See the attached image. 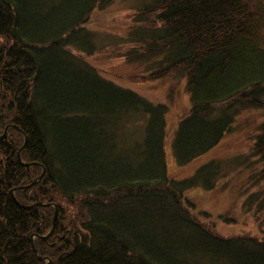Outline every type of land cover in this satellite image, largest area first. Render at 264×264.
I'll return each instance as SVG.
<instances>
[{"label":"trees","instance_id":"trees-1","mask_svg":"<svg viewBox=\"0 0 264 264\" xmlns=\"http://www.w3.org/2000/svg\"><path fill=\"white\" fill-rule=\"evenodd\" d=\"M112 2L0 0V264H264V120L240 159H255L258 190L243 208L260 233L223 235L217 225L234 224L231 215L199 210L187 192L215 189L232 167L211 160L172 177L168 104L85 59L99 51L93 17ZM138 8L124 57L151 69L127 78L186 79L190 107L172 142L186 166L218 147L242 110L264 108V0Z\"/></svg>","mask_w":264,"mask_h":264},{"label":"rangeland","instance_id":"rangeland-1","mask_svg":"<svg viewBox=\"0 0 264 264\" xmlns=\"http://www.w3.org/2000/svg\"><path fill=\"white\" fill-rule=\"evenodd\" d=\"M146 1L114 0L104 10L98 11L93 17L94 22L89 30L91 29L95 34L99 51L85 59L95 66L106 79L121 86L130 87L154 103L165 102L168 104L170 109L167 114L165 155L167 169L172 177L177 179L191 177L201 166L211 160L217 161L221 166L229 164L232 167L227 170L226 177L220 179L215 189L208 191L197 187L188 191L187 196L199 210L211 213L214 217L231 215V218L235 220L234 224L219 222L217 225V231L223 235L251 236L259 234V225L253 216L254 209L249 211L243 208L250 193L258 190L251 185V177L256 172V165L253 162L255 159H251L252 162L243 165H241V161L251 157V146L258 127L264 120V108L242 110L237 115L233 129L218 147L192 163L180 166L173 154L172 142L179 119L188 113L190 107V98L186 92V79L179 78L175 74L168 78L148 81H139L137 77L136 81L138 82L130 81L127 78L128 75H142L147 72V69H151V66H148L151 63L149 60L148 63L128 62L124 57L132 47H135L128 34L133 27L136 10L139 9L138 7H142ZM120 76L124 79H119ZM240 159L242 160L240 161ZM233 162H237V168L232 165ZM66 208L73 217L76 209Z\"/></svg>","mask_w":264,"mask_h":264},{"label":"water","instance_id":"water-1","mask_svg":"<svg viewBox=\"0 0 264 264\" xmlns=\"http://www.w3.org/2000/svg\"><path fill=\"white\" fill-rule=\"evenodd\" d=\"M3 138H6V133L4 134V136L1 137V139H3ZM18 158H19V160H21V157H20L19 155H18ZM29 165H30V164H28V165H26V166H29ZM45 173H46V171H45V169H44L43 172H42V174L40 175V177H39L38 179L34 180L30 186H33V185L37 184L39 181H41V180L43 179ZM30 186H28V187H30ZM28 187H22V188H28ZM14 192H15V189L11 191L12 196H14V195H13ZM13 198H14V200H16L15 197H13ZM35 205L40 206L41 203L34 204V205H31V206H25V207H23V208H25V209H31V208H33ZM54 208H55V213H54V217H53V223H52L53 228H52V231H53V229L55 228V224H56L57 219H58V216H59V209H58L57 205H55ZM48 264H51V262H49Z\"/></svg>","mask_w":264,"mask_h":264}]
</instances>
